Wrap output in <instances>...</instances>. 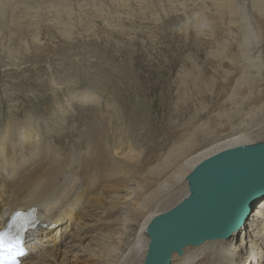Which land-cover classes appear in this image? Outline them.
<instances>
[{"label": "rangeland", "instance_id": "374dc122", "mask_svg": "<svg viewBox=\"0 0 264 264\" xmlns=\"http://www.w3.org/2000/svg\"><path fill=\"white\" fill-rule=\"evenodd\" d=\"M244 71H259L264 95V0H0V136L9 127L21 138L33 116L43 149L56 135L80 147L82 121L96 118L85 111L96 104L104 121L121 117L109 139L140 151L144 170L207 121L228 127L226 137L264 142V96L234 104L246 93L236 85ZM84 92L92 99H82ZM59 106L66 118L56 133ZM244 228L233 236L236 245L260 253L264 228H248V242Z\"/></svg>", "mask_w": 264, "mask_h": 264}, {"label": "bare ground", "instance_id": "6f19581e", "mask_svg": "<svg viewBox=\"0 0 264 264\" xmlns=\"http://www.w3.org/2000/svg\"><path fill=\"white\" fill-rule=\"evenodd\" d=\"M254 67L257 70L258 66ZM259 75L257 71L251 77L244 71L240 77L243 84L236 85L244 88L242 94L246 93H237L236 106L240 101L253 99L252 103L258 104L262 100ZM91 93H81L82 99H92ZM234 96L233 90L227 101H233ZM96 105L85 111L96 118L82 121L86 132L80 134L79 139L84 140L80 147L74 146L68 135H56L53 147L43 149L35 138L33 116L26 117L21 138L19 134L12 135L9 127L6 135L0 136V227L14 210L30 207H36L41 223L49 226L36 236L34 229L26 232L28 251L33 253L25 256L22 264H142L148 245L147 225L187 196L185 178L193 167L221 150L253 144L248 134L234 132L226 137L228 127L222 131L207 121L173 142V147L151 160L154 163L149 162V168L144 170L140 151L128 143L122 150V141L112 136L109 139L111 127L117 121L123 124L121 117L117 121L112 118L115 123L104 121ZM56 110L62 116L59 126L53 122L57 133L63 131L66 113L61 106ZM13 121L9 120L8 125ZM8 142L12 145L8 146ZM124 159L126 162H122ZM127 196L131 199L124 205L122 199ZM258 206L245 224L244 242L251 241L248 228H264V200ZM232 237L188 246L182 256L172 255L171 264H264V248L260 253L246 254ZM258 256L263 259L258 260Z\"/></svg>", "mask_w": 264, "mask_h": 264}, {"label": "water", "instance_id": "95a60500", "mask_svg": "<svg viewBox=\"0 0 264 264\" xmlns=\"http://www.w3.org/2000/svg\"><path fill=\"white\" fill-rule=\"evenodd\" d=\"M188 194L146 228L142 264H171L188 246L228 240L264 200V142L221 150L193 167Z\"/></svg>", "mask_w": 264, "mask_h": 264}, {"label": "snow or ice", "instance_id": "6c2138e0", "mask_svg": "<svg viewBox=\"0 0 264 264\" xmlns=\"http://www.w3.org/2000/svg\"><path fill=\"white\" fill-rule=\"evenodd\" d=\"M29 224L23 213L16 212L7 226L0 228V264H20L19 258L25 255L22 233Z\"/></svg>", "mask_w": 264, "mask_h": 264}]
</instances>
